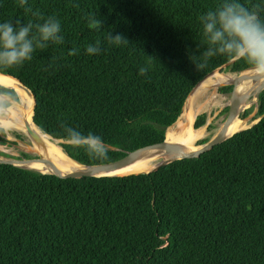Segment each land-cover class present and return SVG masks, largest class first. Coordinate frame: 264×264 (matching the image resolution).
Instances as JSON below:
<instances>
[{
    "label": "trees",
    "instance_id": "obj_1",
    "mask_svg": "<svg viewBox=\"0 0 264 264\" xmlns=\"http://www.w3.org/2000/svg\"><path fill=\"white\" fill-rule=\"evenodd\" d=\"M222 2L27 0L22 7L0 0V23L54 17L63 37L0 73L31 90L33 123L70 158L87 166L112 162L163 140L207 74L224 64L231 72L250 68L203 56L199 17ZM238 2L264 8V0ZM28 6L42 19L26 13ZM259 15L264 20V10ZM92 18L102 28L89 27ZM109 33L128 43H109ZM97 41L99 52L88 54ZM0 88L19 99L14 88ZM255 116L253 126L199 157L149 173L63 178L0 163V264H264V91ZM204 123L202 114L194 126ZM65 128L99 136L105 153L72 146ZM7 142L0 128V144Z\"/></svg>",
    "mask_w": 264,
    "mask_h": 264
},
{
    "label": "clouds",
    "instance_id": "obj_2",
    "mask_svg": "<svg viewBox=\"0 0 264 264\" xmlns=\"http://www.w3.org/2000/svg\"><path fill=\"white\" fill-rule=\"evenodd\" d=\"M19 3L23 7L27 0H19ZM262 10L260 3L249 7L238 0H223L217 8L202 14L199 20L208 45L204 58L219 55L233 61L243 60L250 65L251 73L264 81V20L259 15ZM25 12H31L37 21L42 19L39 11H32L30 6L25 8ZM89 27L100 29L102 22L92 18ZM60 31V21L54 17L43 23L29 21L21 25L19 20L15 25L11 21L0 23V68L21 66L32 59L37 49H45L49 42L62 43ZM107 39L116 45L128 43L122 34L113 36L109 33ZM99 50L97 41L95 45H89L86 52L91 55ZM202 67V64L196 65L197 69ZM141 72H144L143 68ZM10 101V93L0 92V111L6 109ZM65 131L72 146L83 147L91 155L102 156L105 153L106 147L99 136L91 133L85 136L72 128H65Z\"/></svg>",
    "mask_w": 264,
    "mask_h": 264
},
{
    "label": "bare ground",
    "instance_id": "obj_3",
    "mask_svg": "<svg viewBox=\"0 0 264 264\" xmlns=\"http://www.w3.org/2000/svg\"><path fill=\"white\" fill-rule=\"evenodd\" d=\"M215 78V79H214ZM0 80L7 85L14 88L21 95V103L15 105L14 109L7 108L4 110L6 115L0 117V121L5 128H13L23 132L28 138V143L25 144V150L31 153L39 154V157L58 164L60 169H52L55 173L65 172H78L84 168L72 161L62 150L61 146L55 141L50 139L47 135L38 131L32 121L33 99L32 108L28 100V93L13 77L0 73ZM260 78L253 75L250 69L241 71L240 73L232 74H217L212 73L206 77L202 82L194 88V90L187 97L183 110L174 124L168 127L166 131L165 141L166 143L175 146L182 151H195L194 142L202 137L205 133L206 127H195L194 122L196 115L204 110H208L213 106H218L221 99L218 98L217 92H209L208 87H217L218 85L225 83H234L235 88L233 98H229V104L231 101L237 102L239 107L244 104V97L255 94L258 91L260 85ZM212 87V88H213ZM32 98V97H31ZM26 101L28 103H26ZM29 104V106H28ZM234 118L230 124L224 130L223 138L230 137L236 131L242 128L241 122L235 121ZM194 129V130H193ZM192 130V131H191ZM31 132H35L39 135V140L32 137ZM157 150L159 153L155 158L168 161L170 159L178 158L181 153L176 150H170L167 148H147L143 151L144 158L133 163L123 165L118 168L108 169L102 171L101 175H126L131 173H138L145 171L153 165L146 166L145 164L153 159L150 156L153 151ZM21 167L32 168L42 172H47V167L40 159L31 161H15Z\"/></svg>",
    "mask_w": 264,
    "mask_h": 264
},
{
    "label": "water",
    "instance_id": "obj_4",
    "mask_svg": "<svg viewBox=\"0 0 264 264\" xmlns=\"http://www.w3.org/2000/svg\"><path fill=\"white\" fill-rule=\"evenodd\" d=\"M231 61H233V60H231ZM230 62H228V63H230ZM248 69H250V68H248ZM16 80L22 85V87L25 89V91L32 97V99H33V108H34L35 99H34L33 93L31 92V90L28 87H26L18 79H16ZM196 85L194 86V88L196 87ZM230 85L232 87V84H230ZM194 88L190 91V93L194 90ZM263 91H264V81H261L260 82V85H259V88H258V91L256 92L255 98H253V102L255 103L256 108H257L258 98L262 94ZM0 92H2L1 91V88H0ZM16 102H18V101H15V100H12L11 99L8 107L10 105H13ZM185 102H186V100H185ZM185 102H184V104H185ZM238 105L239 104L237 102H234V101H231L230 102V104L228 105L227 116H226V118H225V120H224L223 125L221 126V128L217 131V133L215 135H213L211 138H209L206 142L201 143V144L194 143L195 151H182V150L176 148L175 146L166 143L165 138H164L163 140L156 141V142H152V143H149V144H147L145 146H142L140 148H137V149H135L133 151H129L122 158H120L118 160H115V161H112V162L104 163V164H95V165H89V166L83 165V164H80L77 161L73 160L72 158H70L65 153L69 159H71L72 161L76 162L77 164L81 165L84 168L83 170L78 171V172H65V171H62L61 173H55V172L52 171V169H54V168L60 169V167H59L58 164L48 162V161H46V160H44V159H42L40 157H36V158L40 159L43 162V164L48 169L47 172H42V171H39V170H37V171L42 172V173L55 174V175L60 176V177H63V178H68V177H71V178H81V177H100V176H124V175H101L100 173L102 171H105V170H108V169L118 168V167H121L123 165L129 164V163H133V162H136L138 160L143 159L144 158V155H146V154H143V151L145 149H147V148H158V149L167 148V149H170V150H176V151H178V152L181 153V156L178 157V158L170 159L168 161H164L162 159L155 158L156 155L159 153L157 150H155V151H153V153L150 154V156H152L153 159L149 160L145 164L146 166H150V165H153V166L150 167L149 169L145 170V171H141V172H138V173H131V174L149 173V172H152V171H155V170L159 169L160 167H162V166H164V165H166V164H168V163H170V162H172L174 160L181 159V158H197L201 154L209 151L214 146L218 145L219 143H221L224 140H226V139L229 138V137H227L225 139L223 138L225 128L230 124V122L234 118L240 119L239 117H240L241 112H243L246 109V108H243V107H239ZM183 107H184V105H183ZM6 109H4V110H6ZM182 110H183V108H182ZM32 115H33V110H32ZM2 125H3V123H2V121H0V127L3 128ZM35 127L38 129L39 132H41L42 134H44L36 125H35ZM167 129H168V127L166 128V130ZM166 130H165V136H166ZM30 135L32 137H34L35 139L39 140V135L37 133L31 132ZM44 135H46V134H44ZM48 137L50 139H52V140H55V139H53L50 136H48ZM36 158H34V157L33 158H23L20 161H31L32 159H36ZM0 163L12 164V165H15V166H20L14 160H10V159H2V158H0ZM23 168H26V167H23ZM27 169H32V168H27ZM33 170H36V169H33ZM131 174H126V175H131Z\"/></svg>",
    "mask_w": 264,
    "mask_h": 264
},
{
    "label": "rangeland",
    "instance_id": "obj_5",
    "mask_svg": "<svg viewBox=\"0 0 264 264\" xmlns=\"http://www.w3.org/2000/svg\"><path fill=\"white\" fill-rule=\"evenodd\" d=\"M227 66H228V64H224L221 67L215 69L213 72L209 73L203 79H201L200 82H202L206 77H208L209 75H211L212 73H215V72L217 74H232V75H234L236 73H240V71H238V72L229 71V69H227ZM230 84L236 86L234 83H225V84L218 85L217 87H213V86L208 87L209 92L212 93V92L216 91L218 93L217 94L218 98H220V99L222 98V99H221L218 106H213L210 109L201 111L196 115V117H197L199 115L205 114V123L202 124L201 127L205 126L206 129H205L204 135L202 137L198 138L194 143L197 144L198 142H200L203 139L211 138L213 135H215L217 133V131L223 125V122H224V120L227 116V112H228L229 98H231V99L233 98L232 93L235 90V89H233V90L231 89ZM0 86H3V85H0ZM4 87L12 88L10 86H4ZM227 87H229V88L225 90V88H227ZM17 93L19 96V99L17 100L18 102L14 103L13 105H10L8 108L11 107L12 109H14L16 104L21 103V101H20V100H22L21 95L19 94V92H17ZM253 98H255V94L249 95L248 97H244V104H242L240 107H243L246 109L243 112H241L240 117H239L240 119H238V118L235 119V121L241 122V124H242V128L238 131L250 128L255 123H257L259 120V117L255 116L256 105L253 102ZM26 103H28V102L26 101ZM28 106H29V104H28ZM246 110H250V112L248 113L247 116L242 118L241 115ZM5 115H6V113L3 110L0 111V117H4ZM0 128H2V127H0ZM3 129L5 131V138L8 142L5 144H0V158L10 159V160H14V161H20L23 158H26L23 156V153L29 154L31 156L29 158L39 157V154L31 153V152H28L25 150V144L28 143V138H26L27 136L23 132H21L20 130H17V129H13V128L11 129V128L3 127ZM55 141L60 145V141H57V140H55Z\"/></svg>",
    "mask_w": 264,
    "mask_h": 264
},
{
    "label": "flooded vegetation",
    "instance_id": "obj_6",
    "mask_svg": "<svg viewBox=\"0 0 264 264\" xmlns=\"http://www.w3.org/2000/svg\"><path fill=\"white\" fill-rule=\"evenodd\" d=\"M34 158H36V157H34ZM38 158H36V159H32V160H37Z\"/></svg>",
    "mask_w": 264,
    "mask_h": 264
}]
</instances>
